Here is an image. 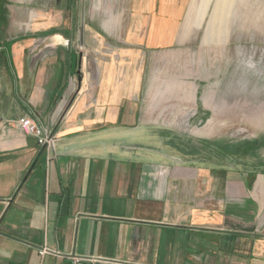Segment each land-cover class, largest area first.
<instances>
[{
  "label": "crops",
  "instance_id": "obj_1",
  "mask_svg": "<svg viewBox=\"0 0 264 264\" xmlns=\"http://www.w3.org/2000/svg\"><path fill=\"white\" fill-rule=\"evenodd\" d=\"M99 1L80 27L60 14L0 41V264H72L44 245L84 264H264V172L177 135L199 94L177 40L191 1ZM214 111L202 129L223 142ZM30 114L55 152L16 126Z\"/></svg>",
  "mask_w": 264,
  "mask_h": 264
},
{
  "label": "rangeland",
  "instance_id": "obj_2",
  "mask_svg": "<svg viewBox=\"0 0 264 264\" xmlns=\"http://www.w3.org/2000/svg\"><path fill=\"white\" fill-rule=\"evenodd\" d=\"M103 1L104 5L116 7L114 11L124 6L129 10L134 2H99ZM190 1L191 8L185 25L177 31V40L178 45H184L193 55L192 80L199 94L193 97V128H187L186 133L177 128V135L193 141V150L208 152L211 158L225 155V163L240 162L242 167L264 172V0ZM0 3L3 8L0 41L23 33L26 27L56 23L60 14L64 22H70L73 17L79 27L90 22L85 0H1ZM94 17V22H104L111 16ZM118 17L125 23L134 20L127 11ZM203 99L210 108L206 110L207 117H201L205 111L197 116L196 108ZM216 109L223 111L221 117L225 119L226 126L215 133L223 142L208 141L202 129L207 119L216 118Z\"/></svg>",
  "mask_w": 264,
  "mask_h": 264
},
{
  "label": "built area",
  "instance_id": "obj_3",
  "mask_svg": "<svg viewBox=\"0 0 264 264\" xmlns=\"http://www.w3.org/2000/svg\"><path fill=\"white\" fill-rule=\"evenodd\" d=\"M83 49V46H80ZM16 126L24 133L33 134L37 137L38 143L41 147L46 149L48 152H55L56 141L58 134L51 126H43L36 119L31 116L25 115L16 121ZM41 256L47 254L63 255L67 257L72 264H84L88 261H95L96 259L89 256H81L77 254H62L58 249L52 248L48 245H44L39 249Z\"/></svg>",
  "mask_w": 264,
  "mask_h": 264
},
{
  "label": "trees",
  "instance_id": "obj_4",
  "mask_svg": "<svg viewBox=\"0 0 264 264\" xmlns=\"http://www.w3.org/2000/svg\"><path fill=\"white\" fill-rule=\"evenodd\" d=\"M0 2H1V0H0ZM2 10H3L2 4L0 3V19H1V15H2Z\"/></svg>",
  "mask_w": 264,
  "mask_h": 264
},
{
  "label": "water",
  "instance_id": "obj_5",
  "mask_svg": "<svg viewBox=\"0 0 264 264\" xmlns=\"http://www.w3.org/2000/svg\"><path fill=\"white\" fill-rule=\"evenodd\" d=\"M30 116L34 118V116H33L32 114H30ZM34 119H35V118H34Z\"/></svg>",
  "mask_w": 264,
  "mask_h": 264
}]
</instances>
